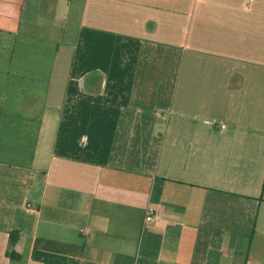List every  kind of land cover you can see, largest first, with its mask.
<instances>
[{
  "label": "crops",
  "instance_id": "obj_1",
  "mask_svg": "<svg viewBox=\"0 0 264 264\" xmlns=\"http://www.w3.org/2000/svg\"><path fill=\"white\" fill-rule=\"evenodd\" d=\"M0 264H264V0H0Z\"/></svg>",
  "mask_w": 264,
  "mask_h": 264
},
{
  "label": "built area",
  "instance_id": "obj_2",
  "mask_svg": "<svg viewBox=\"0 0 264 264\" xmlns=\"http://www.w3.org/2000/svg\"><path fill=\"white\" fill-rule=\"evenodd\" d=\"M161 214V209L155 206H149L145 211L144 220L147 223L153 222L155 219L159 218Z\"/></svg>",
  "mask_w": 264,
  "mask_h": 264
}]
</instances>
